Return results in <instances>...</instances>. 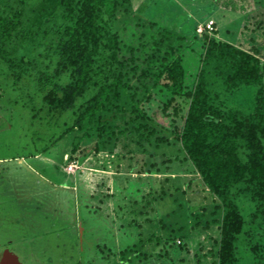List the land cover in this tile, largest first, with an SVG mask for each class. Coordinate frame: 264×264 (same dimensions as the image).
I'll list each match as a JSON object with an SVG mask.
<instances>
[{
    "label": "trees",
    "instance_id": "1",
    "mask_svg": "<svg viewBox=\"0 0 264 264\" xmlns=\"http://www.w3.org/2000/svg\"><path fill=\"white\" fill-rule=\"evenodd\" d=\"M2 2L0 62L8 82L35 105L29 121L39 112L48 123L62 120L50 140L79 134L70 153L93 138L94 153L119 147L146 155L150 173L163 166L164 181L189 167L212 199L203 228L216 225L214 264H237L235 242L246 228L236 198L253 204L250 224L264 223V46L243 50L216 38L213 20L209 33L196 25L188 33L168 29L136 16L131 0H54L40 25L26 23L25 8L45 0ZM248 86V113L222 108L219 91ZM152 104L164 125L149 114ZM46 150L30 158H46ZM193 219L199 226L198 215ZM127 251L119 250L117 264L129 261Z\"/></svg>",
    "mask_w": 264,
    "mask_h": 264
},
{
    "label": "rangeland",
    "instance_id": "2",
    "mask_svg": "<svg viewBox=\"0 0 264 264\" xmlns=\"http://www.w3.org/2000/svg\"><path fill=\"white\" fill-rule=\"evenodd\" d=\"M45 1L25 8L27 24H41L55 4ZM131 5L136 16L177 32L188 33L210 18L216 38L243 50L264 46V0H131ZM11 46L13 52L18 42ZM10 84L0 62V250L14 253L22 264H117L119 250L128 245L133 251L123 255L129 258L124 264H214L216 225L203 228L212 199L189 167L164 181L163 166L150 173L153 160L146 155L119 147L94 153L93 138L77 142L70 153L79 134L53 143L62 120L48 123L39 112L29 121L35 105ZM241 90L219 91L222 108L248 113L254 87ZM149 114L164 125L155 105ZM46 146V158H30ZM236 204L246 228L235 242L236 262L264 264V223L250 224L253 204L246 197H237ZM174 239L184 249L178 252Z\"/></svg>",
    "mask_w": 264,
    "mask_h": 264
},
{
    "label": "water",
    "instance_id": "3",
    "mask_svg": "<svg viewBox=\"0 0 264 264\" xmlns=\"http://www.w3.org/2000/svg\"><path fill=\"white\" fill-rule=\"evenodd\" d=\"M0 264H22L17 256L7 249H3L0 254Z\"/></svg>",
    "mask_w": 264,
    "mask_h": 264
},
{
    "label": "built area",
    "instance_id": "4",
    "mask_svg": "<svg viewBox=\"0 0 264 264\" xmlns=\"http://www.w3.org/2000/svg\"><path fill=\"white\" fill-rule=\"evenodd\" d=\"M212 30H213V22H212V20H207V21L203 24V26H198V27L196 28V31H197V32L206 31L207 33H209V32H211ZM73 166H74L73 164H69V165L67 166V169L70 170Z\"/></svg>",
    "mask_w": 264,
    "mask_h": 264
},
{
    "label": "flooded vegetation",
    "instance_id": "5",
    "mask_svg": "<svg viewBox=\"0 0 264 264\" xmlns=\"http://www.w3.org/2000/svg\"><path fill=\"white\" fill-rule=\"evenodd\" d=\"M3 249H5V248H3ZM3 249H2V250H3ZM2 250H0V254H1V251H2Z\"/></svg>",
    "mask_w": 264,
    "mask_h": 264
}]
</instances>
